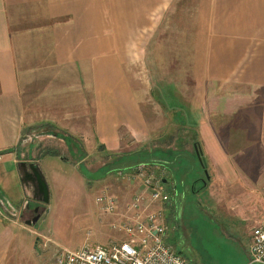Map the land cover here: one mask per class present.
<instances>
[{"label":"crops","instance_id":"0c3cea01","mask_svg":"<svg viewBox=\"0 0 264 264\" xmlns=\"http://www.w3.org/2000/svg\"><path fill=\"white\" fill-rule=\"evenodd\" d=\"M182 11L195 41L181 52L204 55L201 67H189L204 76L196 72L186 90L174 92L164 74L158 86H165L164 106L173 90L174 104L167 106L183 110L194 129L192 147L201 150L204 175L196 185L183 171L177 190L166 167L165 187H174L159 205L167 243L181 247L176 231L184 230L182 215L193 195L204 216L219 223V234L249 258L251 228L264 221V0H0V264L24 242L36 246L33 224L19 220L31 202L22 182L26 166L37 164L50 188L67 164L59 153L39 155L42 146L24 139L27 128L46 121L65 135L94 136L98 149L109 150L119 148L123 122L148 134L127 62L150 52V32L166 14L177 20ZM179 46L159 43L157 52ZM121 211L114 218L126 215Z\"/></svg>","mask_w":264,"mask_h":264},{"label":"rangeland","instance_id":"374dc122","mask_svg":"<svg viewBox=\"0 0 264 264\" xmlns=\"http://www.w3.org/2000/svg\"><path fill=\"white\" fill-rule=\"evenodd\" d=\"M177 13L180 15L179 19H169L166 14L160 27L150 32L151 44L149 48L147 47L149 53L129 55L127 62V76L134 84V99L141 106L143 123L149 125L148 134L142 132L137 134L132 127L123 122L121 127H118L121 140L118 149L109 150L105 147L98 149L100 141L96 140V137H86L87 140H85L80 135H72L74 138L68 143V148L63 139L53 135L63 130L51 123L47 125L45 121L43 128L30 130L27 128L24 139L33 138L36 144L42 146L39 155L54 150L67 164L64 174L51 182L50 188L47 186V202L42 199L30 165L26 166L27 171L22 175V182L27 190H31L29 196L31 202L18 216L19 220L24 222L39 214L37 221L32 225L36 232L37 247L32 246V248L24 242L9 256L7 264H48L58 251H75L84 245H106L124 239L123 233L112 227L122 219L120 216L114 218V214L121 206V210L123 209L121 213L125 211L126 215L130 216L131 212L128 211L127 205L132 197L143 194L144 187L139 179L127 181L117 176V172L122 169L133 174L136 172L135 168H108L106 165L120 155L134 151L143 141L148 142L149 148L153 151L157 150L162 154L166 151L174 152L176 158L162 157L160 161L175 173L177 190L182 189L179 178L185 170L188 171L193 183L201 185L200 178L203 177L204 172L200 161L194 158L196 154L192 147V143L196 141L194 129L184 119L183 110H181L182 113L176 114L167 106L174 104L173 90L174 92L186 90L192 81L191 77L196 78V72L199 79L204 76V70L189 71L190 62L195 67L198 65L201 67L205 57L203 54L181 52L189 50L190 44L195 39L190 38L188 30L184 28L191 24L189 19L180 20L181 14L185 12ZM174 42L182 46L173 48L178 52L170 54L157 52L159 43L170 48ZM159 65L162 70H159ZM164 74L166 83L171 81L173 89L166 97L167 105L165 106L161 102L165 86L163 82L161 90L158 86L160 78L162 81L165 80ZM108 126L107 123L106 127ZM101 143L104 144L103 141ZM180 157L181 162H179ZM102 193L117 198L118 208L113 214L105 212L96 203V196ZM158 204L160 203L155 202L152 205L156 207ZM35 207H37V213L32 210ZM144 207L143 204L139 209L140 213L143 212ZM182 220L184 230L176 231V237L182 240V248L179 245L175 246L190 264H250L244 249L222 237L219 234V223L204 216L198 197L187 196Z\"/></svg>","mask_w":264,"mask_h":264},{"label":"built area","instance_id":"2783aa9c","mask_svg":"<svg viewBox=\"0 0 264 264\" xmlns=\"http://www.w3.org/2000/svg\"><path fill=\"white\" fill-rule=\"evenodd\" d=\"M134 168L133 174L125 169L117 172V176L127 181L139 179L144 187L143 194L132 197L127 205L130 216L124 215L118 224L112 225L123 233L124 239L106 245H84L75 251H58L48 264H190L167 243L169 229L158 206L169 201L174 193H170L174 187L172 190L165 187L166 166L138 164ZM95 201L110 214L117 209V199L110 194L97 195ZM155 202L160 204L155 207L152 205ZM143 204L145 207L140 213ZM249 237V263L264 264V221L251 228Z\"/></svg>","mask_w":264,"mask_h":264},{"label":"trees","instance_id":"16d2710c","mask_svg":"<svg viewBox=\"0 0 264 264\" xmlns=\"http://www.w3.org/2000/svg\"><path fill=\"white\" fill-rule=\"evenodd\" d=\"M56 134L57 137H60L63 139L67 144L72 142L73 137L70 135H65L62 133H53ZM57 152L54 151H47L45 154H56ZM165 157H171L175 158V154L173 151H169L166 153L159 152V151H153L149 147H141L138 149H134V151H131L129 153L120 155L116 160H114L112 163H108L106 167L108 168H134L138 164H162L160 161V158Z\"/></svg>","mask_w":264,"mask_h":264},{"label":"water","instance_id":"95a60500","mask_svg":"<svg viewBox=\"0 0 264 264\" xmlns=\"http://www.w3.org/2000/svg\"><path fill=\"white\" fill-rule=\"evenodd\" d=\"M56 136V134H53ZM195 153L197 158L199 159V161H202L203 159L201 158V150L200 149H195ZM30 169H31V173L34 177V179L37 181L38 184V189L42 194V199L44 202L48 201V188H47V183L45 182L44 178L42 177L41 173L39 172L37 166L30 164ZM39 217V214L35 215L33 218L28 219L25 221V223L27 224H34L37 219Z\"/></svg>","mask_w":264,"mask_h":264},{"label":"flooded vegetation","instance_id":"af4514ba","mask_svg":"<svg viewBox=\"0 0 264 264\" xmlns=\"http://www.w3.org/2000/svg\"><path fill=\"white\" fill-rule=\"evenodd\" d=\"M35 213H37V207H35L34 209H32ZM37 215V214H36ZM33 218V217H32ZM182 248V247H180Z\"/></svg>","mask_w":264,"mask_h":264}]
</instances>
